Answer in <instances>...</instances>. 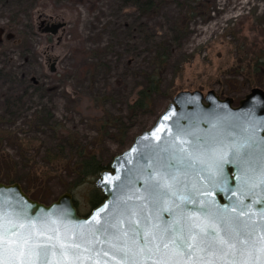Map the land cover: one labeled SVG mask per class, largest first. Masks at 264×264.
<instances>
[{"label":"water","instance_id":"95a60500","mask_svg":"<svg viewBox=\"0 0 264 264\" xmlns=\"http://www.w3.org/2000/svg\"><path fill=\"white\" fill-rule=\"evenodd\" d=\"M64 25L50 23L44 31L54 35ZM253 129L256 172L251 175L258 183L260 154L264 148V90L252 88L238 105L232 97L222 98L214 90L206 94L200 90H182L173 96L155 123L137 134L132 144L113 158L109 169L101 171L95 186L102 191L104 199L89 214L79 213L69 191L45 204L30 198L19 182H0V212L5 219L19 214L20 232L36 228L54 235L50 229L59 227L65 244L80 245L79 250L69 251L66 264H118L121 257L117 255L113 259L114 253L106 243L108 237L96 231L98 222H119V228L129 234L132 224L142 233L144 226L163 227L178 219L177 206L184 216L201 220L206 205L225 216L245 213L240 219L255 225V232L248 237L251 247L253 240H259L257 233L264 232V186L246 184L244 173L235 164H223L221 178L217 157ZM190 157L194 158L191 162ZM161 177L172 187L162 188L160 195H154L151 186ZM182 197L195 203H188ZM42 221L49 223L44 225ZM155 259L147 264H154ZM240 259L236 257L237 261ZM247 259L249 264H260L264 256L254 253ZM218 264H231V259L220 260Z\"/></svg>","mask_w":264,"mask_h":264},{"label":"rangeland","instance_id":"374dc122","mask_svg":"<svg viewBox=\"0 0 264 264\" xmlns=\"http://www.w3.org/2000/svg\"><path fill=\"white\" fill-rule=\"evenodd\" d=\"M156 4L158 9L154 13L144 15L135 6H123L120 0H0V40L6 49L0 64L7 62L23 79L19 89L32 77L57 88V96L64 94L65 100L54 102L56 107L64 109L68 115L80 112L84 117L83 125L89 131L95 129L94 117L108 109L90 97L78 96L72 81L59 78L64 74L77 75L79 81L93 50L100 55L105 48L111 47L109 59L118 71L111 82L122 85L131 47L151 49L140 38V23L159 36L165 35L175 24H182L186 30L178 47L181 54L174 60L179 62L176 65L184 67L183 73L177 74L171 69L167 74L166 95L172 92L174 96L182 90H200L204 94L214 90L222 98L232 97L238 105L252 88L264 90V66L254 74L246 70L248 59L264 56V0H156ZM57 22L65 25L56 34L44 31L48 24ZM26 34V45L21 48L18 43L24 42ZM145 61V55L136 60L139 64ZM237 69L243 71L237 73ZM55 74L60 77L55 79ZM107 78L104 80H110ZM8 86L9 83L1 78L0 97L8 91ZM63 87L67 93L62 91ZM167 104L156 102L160 110ZM103 142L110 149L117 148L113 141ZM107 146H103L102 151L105 152ZM30 180L34 187V179ZM95 181L86 180L69 191L81 215L92 209L90 198L92 190L97 188ZM66 183L59 181L58 185L63 189ZM21 186L30 191L31 196L25 192L30 198L38 197L39 200L32 199L45 204L62 194L61 189L58 191L56 186L49 185L43 192H48V198L41 199L28 183Z\"/></svg>","mask_w":264,"mask_h":264},{"label":"trees","instance_id":"16d2710c","mask_svg":"<svg viewBox=\"0 0 264 264\" xmlns=\"http://www.w3.org/2000/svg\"><path fill=\"white\" fill-rule=\"evenodd\" d=\"M120 1L123 6H135L144 15L158 9L156 0ZM138 27L140 38L151 49L131 47L129 59L125 62L122 85H113L111 82L117 74L109 59L111 47L105 48L100 55L93 50L92 55L88 56L89 63L81 70L79 81L77 75L64 74L62 78H59L60 74L54 76L55 79L72 81L78 96L90 97L108 109L101 116L94 117L93 131L84 127V117L80 112L68 115L64 109L56 107L54 102L65 100L64 94L57 96V88L54 90L50 83L32 77L19 89L23 79L12 67L9 68L7 62L0 64V79L3 78L10 85L0 97V182L28 183L37 190L36 194L41 199L48 198V192H43L47 191L49 185L56 186L58 191L61 189L62 193L71 191L86 180L97 179L102 170L110 168L113 158L132 144L137 134L154 124L163 110L158 108L156 102L160 100L167 104L173 97L172 92L170 96L165 94V77L171 69L177 74L183 73L184 67L176 65L179 62L174 60L181 54L178 47L186 30L182 24H175L165 35L159 36L149 32L146 24L140 23ZM27 37L26 34L24 42L18 43L19 47L26 45ZM4 48L0 46V58L6 56ZM144 55V63L136 62ZM246 64V70L251 74L261 71L264 56L252 57ZM239 71L236 70L237 73ZM105 78L110 80L105 81ZM62 91L67 93L65 87ZM36 101L39 103L35 104ZM147 123L150 124L146 126ZM103 141H113L117 148L110 149ZM103 146H107L105 152L102 151ZM29 178L34 179V187L33 180L29 181ZM59 181L68 183L62 185V189L58 185ZM23 189L30 195L24 186ZM103 199L102 191L94 188L90 198L92 209ZM74 203L78 208L76 200Z\"/></svg>","mask_w":264,"mask_h":264},{"label":"snow or ice","instance_id":"6c2138e0","mask_svg":"<svg viewBox=\"0 0 264 264\" xmlns=\"http://www.w3.org/2000/svg\"><path fill=\"white\" fill-rule=\"evenodd\" d=\"M254 135L253 129L241 142L231 144L226 152L218 155L217 168L220 170L221 178L222 165L235 164L244 173L246 184L252 183L253 187L264 186V148L260 154L258 183L255 182L257 178L251 175L256 172L252 152L256 143ZM192 159L194 158L190 157L189 162ZM171 187L166 178L161 177L151 189L154 195H160L162 188ZM181 199L195 203L188 197ZM165 210L171 214L170 210ZM203 211L205 213L203 220L193 219L184 216L177 206V212L180 213L178 219L163 227L144 226L142 233L140 229L130 224L129 234L128 231L119 228V222L109 224L107 220L98 222L96 231L103 232L108 237L106 243L114 253L113 259L117 255L121 257L118 264H147V261L154 257L156 258L154 264H218V261L228 258L231 259V264H249L247 257L253 256L254 253L264 256V232L257 233L259 240H253L249 247L248 237L255 232V225L240 219L245 213L225 216L211 205H206ZM18 217L19 214H14L5 219L4 214L0 212V264H66L69 251L75 252L80 249L79 244L73 243L69 246L63 242L59 227L50 229L54 235H48V231L36 228L20 232L18 229L22 225H18ZM248 220L251 218L248 217ZM48 223L49 221H42L44 225ZM51 223L58 224L57 221ZM133 223L139 224L140 221ZM237 256L241 258L239 261L236 260ZM260 264H264V261H260Z\"/></svg>","mask_w":264,"mask_h":264},{"label":"flooded vegetation","instance_id":"af4514ba","mask_svg":"<svg viewBox=\"0 0 264 264\" xmlns=\"http://www.w3.org/2000/svg\"><path fill=\"white\" fill-rule=\"evenodd\" d=\"M2 43H3V42L0 40V46H2Z\"/></svg>","mask_w":264,"mask_h":264}]
</instances>
